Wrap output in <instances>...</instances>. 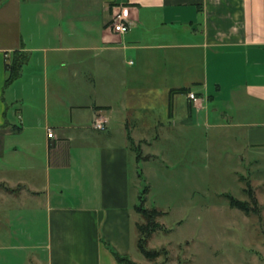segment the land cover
<instances>
[{
  "label": "crops",
  "instance_id": "1",
  "mask_svg": "<svg viewBox=\"0 0 264 264\" xmlns=\"http://www.w3.org/2000/svg\"><path fill=\"white\" fill-rule=\"evenodd\" d=\"M37 1L0 0V198L42 201L44 264L131 258L129 136L204 133L264 163V0Z\"/></svg>",
  "mask_w": 264,
  "mask_h": 264
},
{
  "label": "rangeland",
  "instance_id": "2",
  "mask_svg": "<svg viewBox=\"0 0 264 264\" xmlns=\"http://www.w3.org/2000/svg\"><path fill=\"white\" fill-rule=\"evenodd\" d=\"M6 98L11 103L10 92ZM141 141L131 144L133 203L142 200L145 208L164 213L147 246L159 252L157 257L141 254L136 229L131 259L137 264H264V163L250 166L233 146L204 133L197 139L181 132ZM250 191L259 213L253 211ZM230 197L247 203L250 213L232 207ZM43 209L42 201L0 198V264L45 263ZM32 210L39 212L32 217Z\"/></svg>",
  "mask_w": 264,
  "mask_h": 264
},
{
  "label": "trees",
  "instance_id": "3",
  "mask_svg": "<svg viewBox=\"0 0 264 264\" xmlns=\"http://www.w3.org/2000/svg\"><path fill=\"white\" fill-rule=\"evenodd\" d=\"M30 59V56L27 53H24L22 51H15L12 56L8 59V62L6 63V70H7V82L6 85L10 86L13 84L22 73V70L24 66L28 63ZM187 89L179 90V91H173V94L180 93V92H186ZM129 140L131 144L135 147V142L132 140V138L129 136ZM136 149V148H134ZM140 153V151H139ZM253 192L250 191V196L252 198V203L255 206V210L257 213H259L258 208V201L256 200L255 195ZM231 205L232 207L239 208L241 210H245L248 213H250V207L247 203L241 202L237 199H234L233 197H230ZM140 205L136 206V211L140 215V219L135 224V229H137L138 232V240L137 245L138 249L141 252V254L149 259H155L159 252L152 251L149 249L148 243L149 240L152 238L153 234L156 233L160 229V224L157 221V219L164 213L160 211L157 208H145V204L142 200H140ZM252 212V211H251ZM113 254L116 257L117 261L123 264H137L134 260H132L130 257H123L119 255L117 252L113 250Z\"/></svg>",
  "mask_w": 264,
  "mask_h": 264
},
{
  "label": "built area",
  "instance_id": "4",
  "mask_svg": "<svg viewBox=\"0 0 264 264\" xmlns=\"http://www.w3.org/2000/svg\"><path fill=\"white\" fill-rule=\"evenodd\" d=\"M125 18L123 14H120L116 17V21L114 24V29L116 32L121 34L128 33L132 28V22H124ZM191 98L196 100V96L194 94L191 95ZM95 127L99 130H105L106 129V122L98 121L95 123ZM49 137H53L54 132L52 129H49Z\"/></svg>",
  "mask_w": 264,
  "mask_h": 264
}]
</instances>
